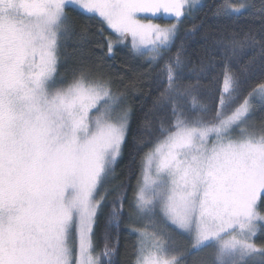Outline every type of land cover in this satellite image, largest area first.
Listing matches in <instances>:
<instances>
[{"label":"snow or ice","instance_id":"1","mask_svg":"<svg viewBox=\"0 0 264 264\" xmlns=\"http://www.w3.org/2000/svg\"><path fill=\"white\" fill-rule=\"evenodd\" d=\"M202 7L203 0H0V264H115L122 230L137 237L129 264H188L209 248L211 259L191 264H264V244L256 243L264 232V115L253 119L264 110V0L259 8L218 0L212 17L250 22L206 33L211 43L186 73L185 44L198 25L165 56L183 20ZM67 9L88 17L81 41L93 19L100 35L105 25L111 30L107 52L96 45L97 61L129 44L151 67L163 61L155 75L163 87L135 129L127 92L113 91L102 63L94 73L80 59L60 74L75 34ZM138 14L174 22L145 23ZM213 46L222 68L201 85L216 71ZM246 50L252 55L241 64ZM176 236L187 238L182 250Z\"/></svg>","mask_w":264,"mask_h":264},{"label":"trees","instance_id":"2","mask_svg":"<svg viewBox=\"0 0 264 264\" xmlns=\"http://www.w3.org/2000/svg\"><path fill=\"white\" fill-rule=\"evenodd\" d=\"M218 0H203V7L198 8L191 17L185 18L183 22L180 24V35L177 37L176 44L172 47L171 52L167 53L165 58L168 56L174 55L176 52V46L180 43V37L183 36V33L186 29L192 27L193 24L198 25L195 35L186 41L185 47L186 52L185 56H190L192 63H188L185 67V72L193 66V63L198 64L200 56L198 52L206 43H211L212 37L210 36L208 41L206 42L204 36L209 32H218V31H239L242 25H246L250 21L246 18H241L235 24L230 21L218 20L211 15V7L217 3ZM252 3L259 8L262 0H252ZM69 13V17L74 25L75 34L66 42V46L64 48L66 59L61 63L59 72L61 75L68 76L70 75L71 69L78 66V61L83 59L84 63L91 67L92 71L95 73L97 71L96 64L102 63V68L100 69L106 76L112 78V86L115 84L118 91H126L127 92V103L130 104L133 108L132 115V128L135 129L137 122L144 110L149 108L152 104V100L155 96H157L158 91L163 85H160L159 88L156 87L155 84V75L158 71L159 67L163 63L156 64L154 67L150 66V63L147 60V53L145 56H138L134 54L130 45H117L114 49V55L110 58H106L102 62L96 60V57L100 55V52L97 50L96 45L98 43H104L105 48L104 51L107 52L106 47V38L112 37V32L104 26V32L100 35L97 32V28L99 27V21L93 19L90 23L92 25L91 31L88 33L87 37L81 41L79 37V33L83 24L88 21V17L81 15L78 12L73 11L72 9H67ZM252 12V9H249L248 13H245V17ZM207 13V15H206ZM212 55L217 57V65L216 71H209L206 74V77L201 78V85H207L210 83L212 77L219 72L222 68V65L219 63V57L221 56L220 46L212 47ZM252 55L251 50H246L244 54L240 56V63H244L248 56ZM205 62L207 63L208 56L205 54L204 56ZM232 67L234 69L238 68V65L233 62ZM259 75L256 78V81L259 80ZM196 79L195 75L190 77V80L194 82ZM136 82V89L134 90L131 87V82ZM185 82H189V80H185ZM247 91V90H246ZM246 94V92H245ZM201 99H205L201 97ZM264 115V110L257 111L258 119ZM129 138V143H130ZM143 151H147V148L142 149ZM127 163V147L125 149V157L117 166V170L123 167L124 164ZM123 176V173H121ZM136 182V175L133 174L130 186L128 188V195L131 197L132 187ZM128 201H125V205L127 207ZM259 210H261L262 214H264V201H262L259 205ZM103 222V217H101V223ZM121 228H124V224H121ZM100 236V228H97V247L100 248L102 241L99 240ZM137 237L135 235H130L126 231H121L120 235V249L115 258V264H129V261L132 259L131 252L133 251L132 246L136 242ZM256 243L258 245L264 244V232L260 233L256 237Z\"/></svg>","mask_w":264,"mask_h":264},{"label":"rangeland","instance_id":"3","mask_svg":"<svg viewBox=\"0 0 264 264\" xmlns=\"http://www.w3.org/2000/svg\"><path fill=\"white\" fill-rule=\"evenodd\" d=\"M138 18L141 19L145 23L151 22L153 24H159L161 26H165V25H168V24H171L174 22L173 20L164 19V18H162V16L154 18L151 15H145V14H138ZM112 89L114 92H119L115 84L112 86ZM253 119L257 123L259 122L260 119H258V117H257V112L255 113V116L253 117ZM175 239H176L177 247L180 248L181 250L187 246L188 241H187L186 237L176 236ZM97 250H99L98 247H97ZM211 254H212V249H210V248L205 249L203 253H194L192 256L187 257L188 264H191V262L194 258H200V257L205 256V255L208 257V259H211Z\"/></svg>","mask_w":264,"mask_h":264}]
</instances>
